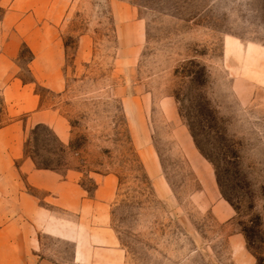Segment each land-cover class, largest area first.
Instances as JSON below:
<instances>
[{
  "label": "rangeland",
  "instance_id": "374dc122",
  "mask_svg": "<svg viewBox=\"0 0 264 264\" xmlns=\"http://www.w3.org/2000/svg\"><path fill=\"white\" fill-rule=\"evenodd\" d=\"M42 13V0H0V33L21 44L15 77L39 99L27 112L23 98L8 104L0 96L1 127H23V158L14 167L35 203L34 261L264 264V0H51ZM36 15L40 29L45 19L57 26L65 45L63 85L31 75L33 56L17 34ZM200 96L218 119L219 139L194 118ZM181 110L216 164L208 162L221 182L218 198L228 203L223 193L234 206L228 203L235 215L226 223L215 220L213 196L207 201L191 167L187 142L204 158ZM38 115L45 124H35ZM39 125L52 134L32 136ZM32 157L58 170H40ZM25 160L72 179L87 200H97L103 185L105 209L87 223L74 220L29 184L20 171ZM2 216L5 228L15 213L5 208ZM64 222L77 243L56 237ZM10 261L0 256V264Z\"/></svg>",
  "mask_w": 264,
  "mask_h": 264
},
{
  "label": "crops",
  "instance_id": "0c3cea01",
  "mask_svg": "<svg viewBox=\"0 0 264 264\" xmlns=\"http://www.w3.org/2000/svg\"><path fill=\"white\" fill-rule=\"evenodd\" d=\"M50 4L51 0H46L45 2L42 0L43 18L44 11L49 10ZM59 4L60 2L57 3L56 8L64 11L65 5L62 4L60 6ZM34 7V3H32V9H35ZM37 18V15L36 18L34 16L28 17L27 20L31 24V29L29 31L21 30L17 34V37L27 44L33 56L29 65L31 75H34L38 80L45 79L44 83L47 82L49 86H51V80L55 78L57 80L62 79L63 85L65 45L59 39H56V33L58 32H56L57 26L55 24L51 25L45 19L44 24L43 20L40 22V29L37 24ZM4 27L6 26L4 25ZM43 29L44 31L42 32ZM20 45L16 40H11L9 35L0 33V96L8 104L12 103L18 96L23 98L24 101L21 103L22 110L31 112L39 106V99L34 96L29 86H23L21 80L15 77L17 75L15 63L19 56ZM8 110L11 111V108H8ZM42 117L43 115L36 117L37 120L39 119L35 123L36 125L45 124L44 120L40 119ZM34 119L30 118L29 122H34ZM20 132H23V127L20 128L18 123L11 122L1 127L0 121V256L11 257L10 264H53L46 259L40 260L39 257H37V261H34V256L38 254H35L34 232L29 229H33L35 203L27 190H24L19 185V172L14 167L15 161L23 158L17 147ZM186 148H188L191 167L198 182L201 184L202 192L206 195L207 201L210 195L213 196L210 208L215 220L219 223L230 221L234 217L235 212L228 203L218 198L216 192L217 183L210 164L205 159L204 162L198 159L192 150L190 141L189 144L187 142ZM20 171L27 176V181L32 187L50 193L53 205L57 209L64 210L67 214L72 215L74 220L75 218L85 220V223H87L86 220L91 221L93 218L96 219L98 217L96 213L98 208L105 209L106 207L104 205L106 202L98 200V196L102 193L108 196V189L102 188L103 185L97 190V200H87L84 198L82 189L73 183L72 179H70V182H65L52 172L37 171L33 169V164L29 163L28 160L23 162ZM19 207L25 209V213L20 214V216L18 214ZM5 208L11 209L15 213V217L9 220V223L6 224L7 227L2 228V211ZM66 225V223L63 226L58 223L56 237L77 243L78 240L74 235L71 233L67 234ZM69 225L71 226V224ZM73 227L71 226V229ZM94 229L97 231V228ZM79 230L81 231V229ZM77 249H79V255L81 248Z\"/></svg>",
  "mask_w": 264,
  "mask_h": 264
},
{
  "label": "trees",
  "instance_id": "16d2710c",
  "mask_svg": "<svg viewBox=\"0 0 264 264\" xmlns=\"http://www.w3.org/2000/svg\"><path fill=\"white\" fill-rule=\"evenodd\" d=\"M185 78H189L190 83H194L196 80L194 77H191L189 75H185ZM176 99L180 103V98L178 96L176 97ZM195 108L197 109V111H196V115L194 118L198 119V121H199V118L201 119V122L199 121L201 123V125H199V126L202 127L201 131L205 130V133L210 132V134H213L214 139H219V136H221V133L219 131L218 119L215 116L214 112L210 109V106H209V103L207 102V100L204 97L200 96L199 102ZM180 115H181V118L186 121L189 132L191 134V137L193 138L195 146H196L197 150L199 151V153L201 154V156L207 162L211 163L214 167H216V164L214 163L213 159L210 156H208L205 153V151L202 149L201 143L199 142V133L197 132L198 126L195 125L194 120H191V117L185 115L182 110L180 111ZM40 131H46L48 134H50V133L52 134V131L49 128H47L46 126L39 125L32 131L31 135L36 136L38 134V132H40ZM29 143H30V141H29ZM27 147H28V143H27L26 148H25L26 154H28ZM60 148L62 150V153H65L66 148L61 143H60ZM68 148L71 150H75V147L73 144H71ZM32 159L35 162L36 167L40 170H58V169L50 166L47 162H43V163L39 164L36 162V159H34L33 157H32ZM216 178H217V183L221 189L222 187H221V182H220L218 173L216 174ZM221 193H222V190H221ZM222 195H223L224 199L234 208L231 201L229 199H227V197L223 193H222Z\"/></svg>",
  "mask_w": 264,
  "mask_h": 264
}]
</instances>
